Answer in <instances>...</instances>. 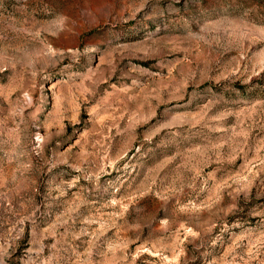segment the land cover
Instances as JSON below:
<instances>
[{"label": "rangeland", "instance_id": "rangeland-1", "mask_svg": "<svg viewBox=\"0 0 264 264\" xmlns=\"http://www.w3.org/2000/svg\"><path fill=\"white\" fill-rule=\"evenodd\" d=\"M0 264H264V0H0Z\"/></svg>", "mask_w": 264, "mask_h": 264}]
</instances>
